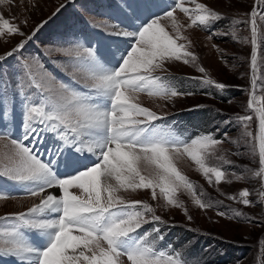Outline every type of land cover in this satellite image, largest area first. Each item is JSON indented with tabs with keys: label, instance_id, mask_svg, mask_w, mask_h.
Wrapping results in <instances>:
<instances>
[{
	"label": "snow or ice",
	"instance_id": "obj_1",
	"mask_svg": "<svg viewBox=\"0 0 264 264\" xmlns=\"http://www.w3.org/2000/svg\"><path fill=\"white\" fill-rule=\"evenodd\" d=\"M12 2L0 0V5ZM191 3L194 8L185 7V0H174L163 13L149 14L138 26L94 18L91 26L123 38L127 45L118 46L114 52L110 50L104 63H100L94 49L80 45L50 50L65 58L64 71L86 91L60 82L39 60L20 62L21 87L31 88L42 96V101L24 105L22 136L0 134L5 149L0 159V177L26 186L28 195L40 199L27 212L0 217V221H13L0 228V257L15 258L18 264H187L180 253L173 255L156 247V238L163 239L158 228L140 232L151 222L163 223L155 209L143 201L128 200L122 193L150 190L153 200L160 198L166 205L181 208L178 193L184 190L195 206L208 209L211 205L202 199V192L198 193L179 169L180 157L195 164L209 185L213 178L216 185L232 182L225 170L209 163V157L215 156L217 147L225 141L212 135H201L190 142L178 141L158 130L154 122L162 117L138 102L141 93L168 100L185 95L156 75L168 71L165 62L188 64L197 59L188 51L190 41L179 43L188 38L182 34L184 26L177 23L174 13L178 9L188 17L187 28H207L222 18L197 0ZM261 5L264 0H255L248 13L250 20L244 21L250 24L252 77L247 107L254 111L258 121L255 134L248 131L247 122L253 120L252 115L236 119L243 123V135L251 138L252 155L258 156L259 163L254 175L264 185V100L255 93L257 81L264 79L257 75L261 68L259 42L264 39L257 23L258 15L264 20V13L258 12ZM164 20L171 21L174 35L166 29ZM5 34L25 35L19 26L0 14V37ZM232 35L235 38L236 32ZM31 39L28 36L0 59L13 57ZM198 71L206 70L199 67ZM204 82L218 89L227 87L210 78ZM7 115L6 108L0 106V125H4ZM45 133L53 134L56 141L45 150L52 157L47 161L37 154V145L45 143ZM215 158L231 163L223 155ZM59 167L66 170L64 174L58 172ZM233 176L237 181L244 179ZM49 189H56L58 194ZM250 195L245 188L238 196L227 198L248 207L253 204ZM259 196L264 201V190ZM10 198L11 194L0 193V200ZM24 229L42 239L34 246ZM153 233L156 236L149 239ZM260 243L264 251V241Z\"/></svg>",
	"mask_w": 264,
	"mask_h": 264
},
{
	"label": "rangeland",
	"instance_id": "obj_2",
	"mask_svg": "<svg viewBox=\"0 0 264 264\" xmlns=\"http://www.w3.org/2000/svg\"><path fill=\"white\" fill-rule=\"evenodd\" d=\"M101 1L102 5L107 7L112 5L114 0ZM167 1L170 2L169 8L174 0ZM254 2L255 0H197V3L205 4L222 17L211 22L207 28H187L190 23L188 17L177 9L174 13L176 21L184 26L181 31L188 38L187 41L181 40L179 43L187 44L190 41L188 51L194 53L197 59L188 64L182 61L165 62L164 66L168 71L156 75L185 95L168 100L141 93L138 98L139 103L162 117L154 122L156 127L172 123L169 132L176 136L174 139L181 142H190L201 135H212L225 141L217 147L215 156L223 155L231 161L224 163L215 156L209 157V163L220 166L228 174L227 179L232 181L216 185L213 178V184L209 185L196 170V165L187 157L178 158L177 164L181 172L196 186L198 193L202 192V199L211 205L206 210L195 206L190 194L184 190L178 193V199L183 203L181 208L166 205L160 198L153 200L150 190L122 193L128 200H140L155 209L163 223L151 222L144 225L140 232L158 228L163 239L156 238V247L173 255L180 253L187 264H264V251L260 243L264 241V201L259 196V192L264 190V185L260 178L254 175L253 170H258L259 163L258 156L252 155L251 138L243 135V123L236 119L237 116L252 115L253 120L247 122L248 131L255 134L258 121L254 111L247 107L252 77L250 24L244 23L250 20L248 13ZM95 4V0H13L11 4L0 5V14L19 26L20 31L25 34H5L0 37V57H5L17 44L32 36L19 53L0 59V84L6 91L3 97L6 103H0V106L6 108L7 118L11 122L0 125V134H11L18 138L22 136L24 105L42 101V96L34 93L31 88L26 85L21 87L23 77L18 73L21 71L20 62L23 59L39 60L60 82L81 90L82 85L73 81L64 71L65 58L50 50L80 45L83 36L97 48L100 38L104 41L105 35L98 33L101 32L100 29L91 26L90 21L94 18L97 21L107 20L114 24L127 25L143 20L142 17L137 19L140 9L147 10L148 16L161 13L159 10L165 7L160 0H138L136 4L124 2L114 11H104V18L89 7ZM185 7L194 8V4L191 0H185ZM258 12L264 13V5L258 7ZM162 23L170 33L175 34L171 21L164 20ZM257 23L261 34L264 35V20H261L259 15ZM41 25L43 26L40 27ZM233 32H236L235 38ZM111 38L116 42L123 41V38ZM259 44L258 64L261 68L257 75L264 78V39ZM84 63L87 64V61ZM199 67H203L205 73L199 72ZM15 73L19 75L17 86L28 91L25 96L10 95L13 86L9 81ZM208 78L227 87L218 89L207 84L204 81ZM255 93L258 98L264 100V79L257 81ZM13 101L15 103H12ZM177 111L184 112L180 115L174 114ZM44 140V145L51 143L48 136H44ZM4 151L3 144L0 143V159ZM233 174L243 176L244 179L237 181ZM245 188L251 193V206L245 207L242 203L227 198L238 196ZM0 193H9L13 197L0 200V217L27 212L28 208L40 199L28 195L26 186L4 177H0ZM75 193L80 194L77 189ZM218 212L225 215H217ZM11 223L13 221H0V228ZM24 232H27V229H24ZM154 236L156 233L149 239ZM5 257H0V261Z\"/></svg>",
	"mask_w": 264,
	"mask_h": 264
},
{
	"label": "bare ground",
	"instance_id": "obj_3",
	"mask_svg": "<svg viewBox=\"0 0 264 264\" xmlns=\"http://www.w3.org/2000/svg\"><path fill=\"white\" fill-rule=\"evenodd\" d=\"M156 104H157V103H156ZM38 201H39V200H38ZM38 201H37V202H38ZM37 202H36V203H37Z\"/></svg>",
	"mask_w": 264,
	"mask_h": 264
}]
</instances>
